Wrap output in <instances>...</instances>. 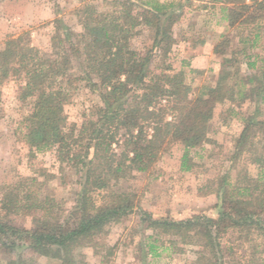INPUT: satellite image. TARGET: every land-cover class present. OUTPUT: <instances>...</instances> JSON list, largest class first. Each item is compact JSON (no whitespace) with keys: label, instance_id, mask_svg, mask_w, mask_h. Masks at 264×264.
<instances>
[{"label":"trees","instance_id":"trees-1","mask_svg":"<svg viewBox=\"0 0 264 264\" xmlns=\"http://www.w3.org/2000/svg\"><path fill=\"white\" fill-rule=\"evenodd\" d=\"M221 1L230 27L258 24L240 41L248 44L250 72L231 70V58L225 57L214 85L194 96L182 70L170 73V65H151L154 56L171 51V26L179 16L172 2H83L77 10L81 30L56 17L48 51L21 36L6 40L0 82L19 79L16 98L29 103L19 123L29 155L54 149L56 160L79 175L66 209L43 194V183L34 176L0 186V249L14 255L8 264H37L35 255L79 263V250L96 245L106 225L138 211L134 194L115 186L134 171L151 170L172 142L183 146L180 169L191 170V150L207 142L213 110L226 101L256 104L249 112H235L241 129L233 140L232 164L213 190L215 215L174 219L141 212V222L158 235L172 236L174 246H197L196 264H226L221 240L230 231L255 230L264 238V56L250 52L260 41L264 48V0ZM140 26L152 33L151 44L141 51L131 42ZM220 39L217 47L229 42L227 34ZM77 82L100 99L79 126L68 123L64 108ZM240 159L256 167L255 176L244 169L232 177ZM17 217H29L31 225L18 224ZM149 252L155 253L152 245Z\"/></svg>","mask_w":264,"mask_h":264},{"label":"rangeland","instance_id":"rangeland-1","mask_svg":"<svg viewBox=\"0 0 264 264\" xmlns=\"http://www.w3.org/2000/svg\"><path fill=\"white\" fill-rule=\"evenodd\" d=\"M159 1L172 2L179 16L171 26L170 53L167 57L154 56L153 67L170 65L173 69L170 73L182 70L191 86L192 96L204 86L214 85L225 57L231 58V70H239L242 74L250 72L246 66L248 44L240 41L250 36L258 24L230 27L225 11L221 9L226 4L221 0ZM83 2L97 3L100 0H0V49L9 37L21 36L31 45L48 51L56 17L72 30H81L77 10ZM151 34L140 26L132 38V47L141 51L149 46ZM221 34H227L229 42L217 47ZM262 44L260 41L250 52L264 56ZM74 64L77 71L78 65ZM18 83L16 78L0 82V186L21 177L34 176L43 183V194L51 196L63 208H69L79 175L74 168L56 160L54 149L37 152L34 157L29 155L19 124L29 103L17 100ZM75 86L77 88L64 108L68 123L79 126L84 112L99 104L100 99L84 82H77ZM255 104L253 100H246L240 106L228 101L215 106L207 142L190 152L191 170L180 169L183 146L172 142L151 170L134 171L130 177L122 179L115 189L133 193L138 211L106 225L96 245H86L79 250L77 264H196L197 246L172 245V236L158 235L146 228V223L141 222V212L174 219L196 213L215 215L218 198L213 190L220 176L232 164L233 140L241 129L240 115L235 112H249ZM232 107L234 113L229 109ZM261 151L264 152V148ZM245 161L235 162L232 177L237 173L243 175L244 169L250 175H256V167ZM16 221L25 227L31 225L29 217H17ZM221 241L226 264L264 263V238L255 230L230 231ZM151 245L155 253L149 252ZM13 258L14 255L0 249V264H8ZM34 259L37 264H60L58 260L43 255H35Z\"/></svg>","mask_w":264,"mask_h":264},{"label":"crops","instance_id":"crops-1","mask_svg":"<svg viewBox=\"0 0 264 264\" xmlns=\"http://www.w3.org/2000/svg\"><path fill=\"white\" fill-rule=\"evenodd\" d=\"M226 6V5H225ZM225 7L223 6L221 9H224ZM224 11V10H223Z\"/></svg>","mask_w":264,"mask_h":264}]
</instances>
